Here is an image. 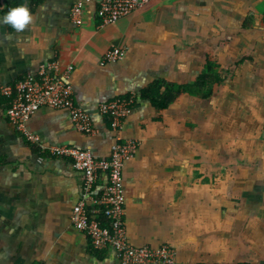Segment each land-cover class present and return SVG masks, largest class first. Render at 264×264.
<instances>
[{
  "label": "crops",
  "instance_id": "1",
  "mask_svg": "<svg viewBox=\"0 0 264 264\" xmlns=\"http://www.w3.org/2000/svg\"><path fill=\"white\" fill-rule=\"evenodd\" d=\"M99 1H88L76 25L74 0H17L32 22L22 32L0 24V85L42 63L70 64L74 100L95 128L84 134L67 110L41 107L28 130L43 147L98 158L117 135L138 141L123 167L131 244H170L176 264H264V0H152L102 27ZM4 7L0 0V16ZM111 47L124 55L102 64ZM209 53L221 78L209 97L183 93L161 111L140 98L157 78L193 81ZM128 95L133 103L115 131L98 104ZM9 105L0 97V264H119L71 222L82 174L70 159L39 152L9 121Z\"/></svg>",
  "mask_w": 264,
  "mask_h": 264
},
{
  "label": "built area",
  "instance_id": "2",
  "mask_svg": "<svg viewBox=\"0 0 264 264\" xmlns=\"http://www.w3.org/2000/svg\"><path fill=\"white\" fill-rule=\"evenodd\" d=\"M89 0H74L70 9V19L80 25ZM152 0H100L96 17L100 27L114 23L144 8ZM124 55L119 47H111L103 54L101 63L112 62ZM73 66H61L57 60L39 65L35 73L15 81L0 85V97L9 100L6 115L15 129L35 144L39 152H48L56 157L70 159L73 168L83 177L79 198L72 208L71 222L83 232L94 250L110 248L119 264H176L174 248L167 243L158 246L134 245L128 240L124 221L125 194L123 189V167L131 160L138 141L117 135L107 157H95L88 149L68 145L43 147L38 137L27 128L31 115L41 107L64 109L70 114L75 128L91 134L95 128L91 116L74 100L70 75ZM133 96H119L101 101L98 112L109 117L111 127L118 131L122 119L128 114ZM264 129V127H263ZM104 176L99 185V177ZM103 215L107 224H103Z\"/></svg>",
  "mask_w": 264,
  "mask_h": 264
},
{
  "label": "trees",
  "instance_id": "3",
  "mask_svg": "<svg viewBox=\"0 0 264 264\" xmlns=\"http://www.w3.org/2000/svg\"><path fill=\"white\" fill-rule=\"evenodd\" d=\"M16 3L17 0H5L3 14L6 13L9 8L16 6ZM215 68L216 65L212 62V59L206 58L202 70L199 72V74H197L193 81L188 83H176L168 81L164 78H157L149 82L141 89L139 93L140 98L147 100L157 111L167 108L168 105L174 102L178 96L183 93L199 96L201 98H207L212 94L213 85L219 83L221 80L220 75L215 70ZM100 220L103 224L108 223V220L103 215L100 216ZM235 264L249 263L239 262Z\"/></svg>",
  "mask_w": 264,
  "mask_h": 264
},
{
  "label": "clouds",
  "instance_id": "4",
  "mask_svg": "<svg viewBox=\"0 0 264 264\" xmlns=\"http://www.w3.org/2000/svg\"><path fill=\"white\" fill-rule=\"evenodd\" d=\"M33 16L26 4H18L0 16V24L8 25L16 32H22L32 22Z\"/></svg>",
  "mask_w": 264,
  "mask_h": 264
},
{
  "label": "rangeland",
  "instance_id": "5",
  "mask_svg": "<svg viewBox=\"0 0 264 264\" xmlns=\"http://www.w3.org/2000/svg\"><path fill=\"white\" fill-rule=\"evenodd\" d=\"M206 43H208L207 45H209L210 47H209V50H210V52L212 53V36L210 37V38H207L206 40ZM211 53H209V56H210V58L212 59V54ZM196 74H197V72H196ZM196 76V75H195ZM195 97H197V98H199V96H195ZM200 99V98H199Z\"/></svg>",
  "mask_w": 264,
  "mask_h": 264
}]
</instances>
